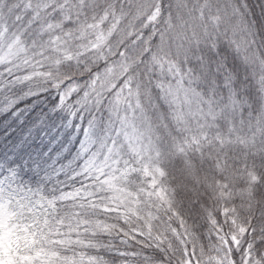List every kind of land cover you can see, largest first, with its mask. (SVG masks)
I'll use <instances>...</instances> for the list:
<instances>
[{
	"label": "snow or ice",
	"instance_id": "snow-or-ice-1",
	"mask_svg": "<svg viewBox=\"0 0 264 264\" xmlns=\"http://www.w3.org/2000/svg\"><path fill=\"white\" fill-rule=\"evenodd\" d=\"M0 264H264V0H0Z\"/></svg>",
	"mask_w": 264,
	"mask_h": 264
}]
</instances>
